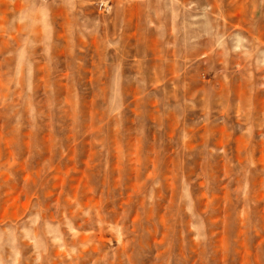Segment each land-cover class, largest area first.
Segmentation results:
<instances>
[{
  "label": "rangeland",
  "instance_id": "374dc122",
  "mask_svg": "<svg viewBox=\"0 0 264 264\" xmlns=\"http://www.w3.org/2000/svg\"><path fill=\"white\" fill-rule=\"evenodd\" d=\"M0 264H264V0H0Z\"/></svg>",
  "mask_w": 264,
  "mask_h": 264
}]
</instances>
